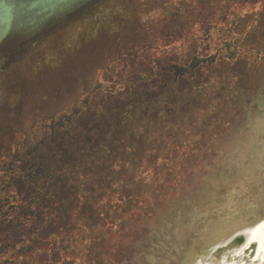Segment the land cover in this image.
Instances as JSON below:
<instances>
[{
  "label": "flooded vegetation",
  "instance_id": "flooded-vegetation-1",
  "mask_svg": "<svg viewBox=\"0 0 264 264\" xmlns=\"http://www.w3.org/2000/svg\"><path fill=\"white\" fill-rule=\"evenodd\" d=\"M118 2L111 40L70 18L0 95V264H185L263 162L264 0Z\"/></svg>",
  "mask_w": 264,
  "mask_h": 264
},
{
  "label": "rangeland",
  "instance_id": "rangeland-1",
  "mask_svg": "<svg viewBox=\"0 0 264 264\" xmlns=\"http://www.w3.org/2000/svg\"><path fill=\"white\" fill-rule=\"evenodd\" d=\"M96 3H100L96 8H92V10H90V12H86V10H88L90 7H92L94 4ZM118 0H102L100 2V0H97L96 2H94L92 5L76 12L75 14L71 15L70 17L66 18L65 20H63L62 22H58L55 25H53L52 27H50L49 29H47L44 32H54L55 27L57 25H59L60 23H63L65 21H67L68 23V19L70 20V18H73L71 21H75V18H87V20L89 21V23H92V20L95 18H98V20L100 18L101 21H103L104 23H107V29L103 28L101 31L103 32H107L106 33V38L107 36L109 37V39L111 40V37L114 36V32L116 30V24H118V16L120 15V7H118ZM113 4V7H111V5ZM107 7V9L104 11V14H100L97 11L98 7L104 6ZM95 21V20H94ZM88 23V24H89ZM70 24V23H69ZM98 25L95 24L93 26V30L90 33L89 31V36H91V40L92 41H96L95 39V31L97 29ZM59 29V27H57V30ZM41 33V34H44ZM100 32V31H99ZM41 34H39L38 36H36L34 39H32L26 46H24L22 48L21 51H19L18 53H15L12 57H10L5 63L4 65L1 67L0 71V95L1 94H6V84L8 83V79L9 76H12V74L16 75L17 77H23L24 79H28V76L31 77H38V75L40 74V63L41 60L37 55V46L33 47V44L36 41H40L38 38ZM98 35V34H97ZM48 36V34L46 35ZM50 36V35H49ZM66 37L64 38V40L66 42L71 43V41H73L74 39H72V35H69V33L65 35ZM63 38V37H62ZM50 48V46H49ZM72 48V46L70 47ZM48 53V52H47ZM50 53V52H49ZM22 54L21 58H17L19 55ZM24 55L29 56L30 60H25ZM27 59V58H26ZM54 59L51 58H47V61H53ZM10 94V93H9ZM264 126V125H263ZM256 139L255 140H259L261 133L260 131H258L256 134ZM264 139V137H263ZM260 153V151H259ZM258 156V155H256ZM263 162L260 163L257 160H253L252 164L250 166V170L252 173V180L250 182H247L244 179H237L236 183L233 185V191H230V193H228L226 195L225 199V203L222 204V206L220 207H216L215 210L217 211V215L216 213H209L206 212L204 217H202V222H203V227L206 226V229L208 232L209 228L211 226H213L214 224H220L218 226H223L225 225L227 221H231L230 216L235 213H241L243 212L248 206L252 205L254 206V208H256V210H259L262 212L261 216L264 218V156L262 157ZM263 175L258 177V175ZM232 190V189H231ZM257 206V207H256ZM259 208V209H257ZM214 210V211H215ZM213 215V216H211ZM214 220H217V223L214 222ZM235 221V220H234ZM213 224V225H212ZM217 226V225H215ZM203 227H201V230H203ZM223 227H220L218 229H222ZM200 235V234H199ZM224 237V236H223ZM223 237H220L219 240L223 239ZM220 242H216V244H211L210 246H208V256H210L209 258L206 259V264H212L213 262L211 261V259H216L218 262L219 260L222 261L221 257L219 258H215L216 256L214 254H217V251H221L224 248H220L221 244H219ZM219 244V245H218ZM240 245V244H237ZM238 247V246H236ZM219 256V255H218ZM221 256V254H220ZM223 258H225V260L229 263L232 262L231 258H227L226 256H224Z\"/></svg>",
  "mask_w": 264,
  "mask_h": 264
},
{
  "label": "water",
  "instance_id": "water-1",
  "mask_svg": "<svg viewBox=\"0 0 264 264\" xmlns=\"http://www.w3.org/2000/svg\"><path fill=\"white\" fill-rule=\"evenodd\" d=\"M96 1L0 0V69L10 57L21 51L36 36ZM224 201L225 199H222L217 208L222 206ZM261 214L262 212L256 210L254 206H248L236 215L239 223L228 228L226 234L232 235L250 223L258 221ZM234 239L237 244L243 242L240 236ZM197 245L199 247L202 245L201 240ZM196 251L190 252L185 264L194 263Z\"/></svg>",
  "mask_w": 264,
  "mask_h": 264
},
{
  "label": "bare ground",
  "instance_id": "bare-ground-1",
  "mask_svg": "<svg viewBox=\"0 0 264 264\" xmlns=\"http://www.w3.org/2000/svg\"><path fill=\"white\" fill-rule=\"evenodd\" d=\"M203 227V226H202ZM217 226H213L210 232H206L207 229L204 226L203 230L199 228L197 230V235L201 240V246L197 249L195 253V261L193 264H206V259L208 256V246H210L211 241L215 239L214 235L224 236L223 239L219 240L221 244L220 248H224L221 251H217L214 254L216 257H221L222 261L219 262L216 259H211L212 264H264V218L261 217L258 221L250 223L248 226L238 230L232 235H227V228L217 229ZM200 234V235H199ZM237 236L243 238V242L240 245L235 243ZM218 239V238H217ZM211 244H216L212 242ZM218 244V245H219ZM238 246V247H236ZM191 248V247H190ZM221 254V256H220ZM219 255V256H218ZM231 258L232 262H227L225 258ZM211 264V263H210Z\"/></svg>",
  "mask_w": 264,
  "mask_h": 264
}]
</instances>
